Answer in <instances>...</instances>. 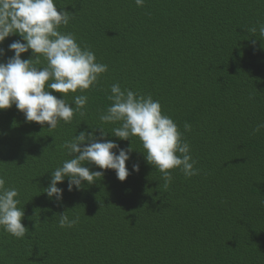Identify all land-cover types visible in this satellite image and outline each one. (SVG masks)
<instances>
[{"label": "trees", "instance_id": "1", "mask_svg": "<svg viewBox=\"0 0 264 264\" xmlns=\"http://www.w3.org/2000/svg\"><path fill=\"white\" fill-rule=\"evenodd\" d=\"M57 6L74 13L60 31L73 33L108 71L94 88L68 94L69 102L88 95L86 113L55 130L26 121L15 105L0 110V174L6 187L19 190L29 229L23 239L0 229V264H264V129L252 134L264 122V37L247 29L264 23V0H146L144 7L135 0H57ZM18 39L11 35L0 48ZM22 58H32L31 50ZM117 82L160 101L184 132L200 174L185 178L172 170L165 190L139 138L109 132L106 140L132 144L127 167L139 163L140 171L120 181L113 169L86 165L104 175L71 192L65 178L58 184L63 202H54L43 190L51 171L71 158L61 146L101 123ZM66 210L80 217L73 228L58 226Z\"/></svg>", "mask_w": 264, "mask_h": 264}, {"label": "clouds", "instance_id": "2", "mask_svg": "<svg viewBox=\"0 0 264 264\" xmlns=\"http://www.w3.org/2000/svg\"><path fill=\"white\" fill-rule=\"evenodd\" d=\"M145 2L135 0L138 7H144ZM73 18L74 13L66 7L58 8L57 0H0V44L11 35L21 37L10 43L7 50L0 48V57L7 51L13 52L6 61L0 60V110L15 105L26 121L37 122L49 130H55L61 121L71 123L77 113L85 115L88 95H75L72 102L67 96L70 92L84 93L97 86L108 65L98 63L96 54L87 46L82 47L73 33L60 31ZM247 29L264 37V23L258 21ZM29 50L32 58H22ZM53 91L63 94L62 98ZM108 100L111 103L99 116L101 123L95 127L90 125L93 131H79L61 146L71 158L51 171L50 184L43 190L50 199L63 202L64 189L58 184L65 178L67 190L71 192L81 190L85 181L92 184L104 175L103 171H92L86 166L89 164L115 170L120 181H125L132 171H140L139 163L133 164L131 170L127 167L126 162L135 149L132 144L122 148L117 142L106 140L109 132L121 140L139 138L146 161L161 173L165 190L173 182L172 170L178 169L185 178L200 174L184 132L162 112L160 101L151 94L122 89L118 82L110 86ZM105 124L119 126L108 131ZM261 129L264 122L258 123L252 134L260 133ZM184 130L190 132L191 124L186 122ZM18 197L19 190L6 187V179L0 174V229L23 239L29 229L22 222L25 212L18 207L21 204ZM59 214L60 228H73L80 222L79 215L70 218L68 210Z\"/></svg>", "mask_w": 264, "mask_h": 264}]
</instances>
